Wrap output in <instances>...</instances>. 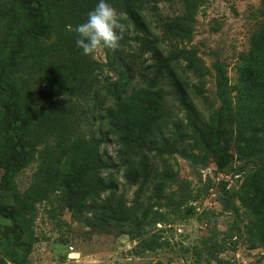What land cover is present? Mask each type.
<instances>
[{
	"label": "rangeland",
	"instance_id": "1",
	"mask_svg": "<svg viewBox=\"0 0 264 264\" xmlns=\"http://www.w3.org/2000/svg\"><path fill=\"white\" fill-rule=\"evenodd\" d=\"M193 4L191 33L182 41L165 35L163 24L184 17L187 0H149V21L167 51H184L201 61L203 79L191 76V81L203 90L202 95L194 93L193 100L201 119L212 125L206 134L209 144L200 138H169L163 156L150 160L144 167L146 176L136 166L128 170L121 166L116 147H106L120 168L112 171L113 177H108V181L113 179L117 185L116 193L110 191L104 197L131 221L138 220L145 225L146 237L158 239L163 247L148 251L143 239L133 240L116 227L107 232L75 220L73 214L77 209L73 203L77 202V195L74 191L51 192L48 198L35 203L31 213L17 205L16 198L30 191L38 179L39 151L45 147L32 143L33 124L23 119L18 124L21 137L29 135L25 145L30 153L35 145V153L21 168L9 164L10 154L16 152L14 129L17 125L14 127L7 120L0 124V184L6 168L12 184L0 196V264H17L24 254L21 246L30 247L23 264H264V247L254 243L250 234V221L254 220L251 210L257 211L260 202L254 198L256 203L251 208L243 202L246 179L264 165V151L254 156L240 155L234 124L229 135L215 136L224 103L232 114L236 110L242 57L250 52L252 39L264 26V0H193ZM116 10L125 14L121 9ZM9 13L14 15L15 26L20 27L25 45L34 42L28 35L29 30L42 36L47 31L55 35L59 26L30 1L0 0V45L8 36L5 27ZM123 22L128 26L124 40L135 47L126 14ZM17 33L13 32V42ZM124 50L126 54L136 55L128 46ZM113 51L102 49L92 59L105 65ZM9 52H0V81L7 73L2 66L8 62ZM148 57L143 56L138 62L147 66L151 64ZM141 72L133 86L146 88ZM108 78L114 82L117 76L103 67L94 88L99 92V101L104 97L103 85ZM43 88H33L36 107L62 101L76 116L78 107L83 114L80 133L87 138L99 135L102 129L96 111L99 101L77 103L74 95L52 97L43 94ZM169 102L171 109L165 112L169 120H183L184 113L177 103L173 104L170 99ZM154 155L155 152L148 154ZM130 227L127 230L134 233L135 229ZM232 234L233 240L229 238Z\"/></svg>",
	"mask_w": 264,
	"mask_h": 264
},
{
	"label": "trees",
	"instance_id": "2",
	"mask_svg": "<svg viewBox=\"0 0 264 264\" xmlns=\"http://www.w3.org/2000/svg\"><path fill=\"white\" fill-rule=\"evenodd\" d=\"M27 1L36 4L51 22L56 21L59 26L55 35L47 31V35L42 36V33L29 30L28 35L34 42L25 45L20 27L15 26V17L9 13L5 27L8 36L0 45V52L10 50L8 62H3L2 66L7 73L0 81V124L8 120L14 127L17 125L14 129L16 152L10 154L8 163L21 168L33 158L36 144L45 147L39 151L38 179L30 191L16 198L17 205L31 213L35 203L48 198L51 192L74 191L77 195V202L73 203L77 209L73 214L75 220L107 232L116 227L131 235L133 240L143 239L148 251L163 247L158 239L146 237L145 225L138 220L131 221L104 197L110 191L116 193L117 185L113 179L108 181V177H113L112 171L120 168L106 147H116L121 166L127 170L136 166L146 176L144 167L150 160L163 156L169 138H200L204 144H209L206 134L212 125L201 119L193 100V94L202 95L203 90L191 81V76L203 79L201 61L187 56L184 51L172 52L164 48V42L149 21V0H109L113 8L126 14L135 47L123 39L120 47L109 54L105 65L82 55L75 44L74 29L87 19V13L94 9L97 0ZM186 7L184 17L163 24V33L174 40L182 41L191 33L193 0H187ZM16 31L17 39L13 42V32ZM8 43L14 47L11 49ZM124 46L133 53L136 51V55L126 54ZM143 56H149L151 64L145 66L138 62ZM103 67L112 71L117 79L114 82L106 79L103 85L105 94L99 101V92L94 88L103 74ZM241 68L236 110L232 114L224 103L215 136L229 135L234 124L238 153L252 156L264 151V26L252 39L250 52L242 57ZM139 71L147 82L146 88L133 86ZM36 86L44 87L43 94L52 97L74 95L77 103L99 101L96 108L97 120L102 127L99 135L87 138L80 133L83 114L78 107L77 116L62 101L54 100L36 107L33 93ZM167 97L182 110L183 120H169L165 114L171 109ZM23 119L33 124L30 137L35 144L33 153L25 145L29 135L21 137L18 127ZM152 152L155 155L149 157ZM9 179L6 168L0 196L10 190L12 183ZM244 187L243 202L249 208L256 203L254 198L260 202L257 211L251 210L254 220L250 221V234L254 243L264 247V165L246 179ZM51 217L55 218V215L51 214ZM127 226L135 229L134 233H130ZM229 238L232 239L233 234ZM21 247L24 254L17 264H23L30 254L29 246Z\"/></svg>",
	"mask_w": 264,
	"mask_h": 264
},
{
	"label": "clouds",
	"instance_id": "3",
	"mask_svg": "<svg viewBox=\"0 0 264 264\" xmlns=\"http://www.w3.org/2000/svg\"><path fill=\"white\" fill-rule=\"evenodd\" d=\"M124 15L117 12L109 0H97L94 9L87 13V19L74 29L75 44L82 55L95 58L102 49H118L128 27L123 22Z\"/></svg>",
	"mask_w": 264,
	"mask_h": 264
}]
</instances>
